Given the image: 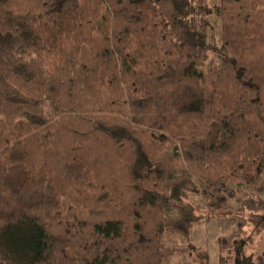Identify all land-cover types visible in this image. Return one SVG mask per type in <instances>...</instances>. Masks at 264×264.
<instances>
[{
	"label": "trees",
	"instance_id": "obj_1",
	"mask_svg": "<svg viewBox=\"0 0 264 264\" xmlns=\"http://www.w3.org/2000/svg\"><path fill=\"white\" fill-rule=\"evenodd\" d=\"M214 12L0 0V264H210L232 216L220 263L264 264V0H220V45Z\"/></svg>",
	"mask_w": 264,
	"mask_h": 264
},
{
	"label": "rangeland",
	"instance_id": "obj_2",
	"mask_svg": "<svg viewBox=\"0 0 264 264\" xmlns=\"http://www.w3.org/2000/svg\"><path fill=\"white\" fill-rule=\"evenodd\" d=\"M220 0H211V5L214 9V14L210 17L211 27L209 29V42L212 44L220 45L222 41L221 35V23L216 15V11L219 7ZM250 193L254 196L256 194L248 188L243 187L241 189L240 196ZM197 204H202L201 201L195 200ZM264 218V215H262ZM237 220L235 217H227L224 219H218L213 221L209 225H199L196 227L194 233L195 242L200 245L203 249L208 250L210 254V264H221L220 255V238L226 237L232 230L235 229ZM183 244V243H182ZM234 250L230 252L233 258L230 264H235L234 258L238 251L239 244H235ZM244 256L252 258L253 262H256L257 257L264 255V227L261 234L257 235L252 241L244 244ZM196 264L194 261H189L186 256H180L176 259L169 260L166 264Z\"/></svg>",
	"mask_w": 264,
	"mask_h": 264
},
{
	"label": "crops",
	"instance_id": "obj_3",
	"mask_svg": "<svg viewBox=\"0 0 264 264\" xmlns=\"http://www.w3.org/2000/svg\"><path fill=\"white\" fill-rule=\"evenodd\" d=\"M190 261V260H189ZM192 264V263H191Z\"/></svg>",
	"mask_w": 264,
	"mask_h": 264
},
{
	"label": "flooded vegetation",
	"instance_id": "obj_4",
	"mask_svg": "<svg viewBox=\"0 0 264 264\" xmlns=\"http://www.w3.org/2000/svg\"><path fill=\"white\" fill-rule=\"evenodd\" d=\"M262 220V219H261Z\"/></svg>",
	"mask_w": 264,
	"mask_h": 264
}]
</instances>
